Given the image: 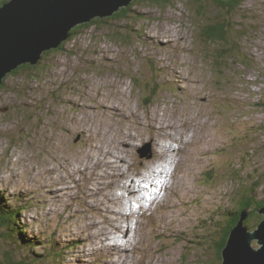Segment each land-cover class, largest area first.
Listing matches in <instances>:
<instances>
[{"label":"rangeland","instance_id":"1","mask_svg":"<svg viewBox=\"0 0 264 264\" xmlns=\"http://www.w3.org/2000/svg\"><path fill=\"white\" fill-rule=\"evenodd\" d=\"M129 8L0 86V200L19 210L21 228L39 239L35 250L56 248L42 264H210L225 211L249 187L264 199V0L233 11L237 47L223 58V44L202 34L226 12L217 1ZM114 100L129 120L112 112ZM100 106L112 111L84 115ZM154 116L164 119L157 127ZM89 129L100 151L118 146L120 158L92 161ZM145 144L154 155L139 151ZM161 149L170 150L165 159ZM50 177L69 178L55 198V185H42ZM2 232L0 264L9 244Z\"/></svg>","mask_w":264,"mask_h":264},{"label":"water","instance_id":"2","mask_svg":"<svg viewBox=\"0 0 264 264\" xmlns=\"http://www.w3.org/2000/svg\"><path fill=\"white\" fill-rule=\"evenodd\" d=\"M133 1L6 0L0 5V84L20 65H35L45 51L59 47L75 26L111 16ZM259 212L264 214V206ZM247 216L244 208L222 251V264H264V218L251 229Z\"/></svg>","mask_w":264,"mask_h":264},{"label":"trees","instance_id":"3","mask_svg":"<svg viewBox=\"0 0 264 264\" xmlns=\"http://www.w3.org/2000/svg\"><path fill=\"white\" fill-rule=\"evenodd\" d=\"M6 0H1L0 5L4 4ZM156 2H165L168 0H154ZM197 2H201V0H196ZM219 3L222 7L225 8L226 12L221 14L217 19L212 22L206 24V26L202 30L203 37L206 40H210L211 42H219L222 43L224 47L221 48L219 53V57L223 58L230 54L232 50H235L237 44L232 41V32H233V22H232V14L233 11H236L240 6L243 0H214ZM132 3V2H131ZM131 3L129 5H131ZM129 5L126 7H122L119 11L115 12L111 16L106 17H96L91 21L83 24H79L75 26L71 30V35L67 39L73 38V36L77 35L79 30L83 27L93 25L97 22H108L111 18H120L122 15H125L128 10H130ZM202 6V4H201ZM200 11V10H198ZM66 41H63L59 47L56 49H61ZM205 43H207L204 40ZM226 46V48H225ZM52 50L45 51L42 58L49 54ZM41 61V60H40ZM39 61V62H40ZM38 62V63H39ZM37 67L36 65L25 63L20 65L18 68L14 69L11 73H8L6 77L9 75H14L25 70H31ZM3 84H0L2 86ZM255 189L249 187L245 190L244 196L240 198L238 201L236 208H231L225 211V223L222 224L218 222L219 227L218 233L220 234V239H216L212 242L215 246V259L211 261L210 264H222L223 255L222 251L227 243L228 237L232 228L237 224L242 210L245 208L248 211V216L245 219L246 224L252 229V226L258 225V223L264 218V216L259 212V208L264 206V199L260 200L257 198L255 194ZM22 209V208H21ZM19 210L15 209V207H4L2 206V200H0V228L3 229L2 232L3 237L5 235V239L9 241L8 248H6V252H4V261L2 264H42L44 259L48 260L52 255L57 258L59 253L56 251V248H53L52 251L48 253H41L35 250L36 241H39L37 237H30L24 228H21V222L18 221ZM224 221V220H223ZM220 230V231H219ZM50 247V245H48ZM52 248V247H51ZM20 253L23 257L17 259V254ZM44 254V255H43Z\"/></svg>","mask_w":264,"mask_h":264},{"label":"bare ground","instance_id":"4","mask_svg":"<svg viewBox=\"0 0 264 264\" xmlns=\"http://www.w3.org/2000/svg\"><path fill=\"white\" fill-rule=\"evenodd\" d=\"M165 32H169V31H171V33H170V36H173L174 34H175V32H177V30H175V29H172V30H170V29H167V30H164ZM164 32V33H165ZM161 34V33H160ZM166 35V34H165ZM168 36V35H167ZM169 36V37H170ZM181 74V73H180ZM86 78H87V76H86ZM103 79H101V80H99L98 82L99 83H101V81H102ZM188 80V79H187ZM88 81V80H87ZM97 82V81H96ZM96 82H95V84H96ZM98 83V84H99ZM88 84V83H87ZM118 85V84H117ZM123 88V87H122ZM121 88V89H122ZM192 88H193V86H192ZM120 90V89H119ZM85 93L86 94H88V95H90V94H92V92L94 91V89H91V87L90 86H85ZM192 91H193V89H192ZM101 91H99L98 90V95L100 94V95H103V92H101ZM118 92H120V91H118ZM119 97V96H118ZM121 100V99H120ZM115 104H118V106L120 107V108H118V109H116V110H114V111H112V110H110V109H108V108H104L103 106H100V107H98V108H96L94 111H85L84 112V115L85 116H93V115H95L94 113H97V112H99L98 110L99 109H102L103 111H106V112H108V111H112L117 117H120V118H123L124 120H129V116L126 114V113H128L116 100H114L113 101V103H112V106H115ZM129 105V104H128ZM128 108V107H127ZM132 108V105L130 106V109ZM133 109V108H132ZM196 109V108H195ZM128 110V109H127ZM183 111V110H182ZM194 113V112H193ZM110 115V114H109ZM133 116L134 117H136V114L135 113H133ZM176 116V115H175ZM178 116V115H177ZM105 118V117H104ZM202 118V117H201ZM169 119V118H168ZM177 119V118H176ZM103 120V119H102ZM124 120L122 121V124L124 123ZM141 120V119H140ZM164 119L163 118H161V120H156V116H154L150 121H152V123L157 127V123H161L162 121H163ZM174 120V119H173ZM85 120H84V118L83 117H81V120H80V123L81 124H86L85 122H84ZM91 121V120H90ZM175 121V120H174ZM185 121V120H184ZM141 125H143V123L140 121L139 122ZM150 123V122H149ZM151 123V125H153ZM127 124V123H126ZM189 124V123H188ZM191 124V123H190ZM167 126H170V124H167ZM181 126V125H180ZM92 127V126H91ZM171 127V126H170ZM185 127V126H184ZM167 128V127H166ZM182 128V127H181ZM189 129V128H188ZM95 130V129H94ZM94 130H92V129H89V131H90V134H89V139H90V141H92L91 142V144L89 145L90 147H92L93 149H97V151L93 154V155H91V154H89V153H86L87 154V156L93 161V160H96V159H98L99 157H100V155L103 157L102 159H101V164L102 163H104L106 160H112V161H114V159H116V158H120V156L122 155L121 154V149H120V147H118V146H114L115 147V149H112V150H110V151H107V153L106 152H104V151H100L99 150V147H100V143L99 142H97L96 141V138L95 137H97L100 141H101V138H100V135L97 133V135L94 137V134H93V132H94ZM192 130H194V129H192ZM121 131L123 132L124 130H123V127H122V129H121ZM163 131V130H162ZM170 131V130H169ZM183 131V130H182ZM161 132V131H160ZM164 132V131H163ZM129 133H132V132H129ZM158 133V132H157ZM194 133V132H193ZM166 134V133H165ZM119 137V140H118V142H119V144H120V142H122V140H123V138H122V136L121 135H119L118 136ZM207 138V137H206ZM154 141H156V143H157V145L158 144H161L159 147H162L163 145H165V146H167L168 145V142H158V140H157V138L155 137V136H153V138H152ZM203 139V138H202ZM116 145V144H115ZM157 145H156V147H157ZM113 147V148H114ZM107 150V149H106ZM161 153L159 154V158H163L164 157V159H165V155L167 154V153H169L170 152V150H167L166 151V153H165V151H163L162 149H161V151H160ZM85 154V155H86ZM121 154V155H120ZM170 154V153H169ZM52 155V154H51ZM84 155V156H85ZM86 157V156H85ZM84 158V157H83ZM158 158V157H157ZM47 159V158H46ZM88 159V158H87ZM51 161V160H50ZM49 161V162H50ZM59 161V160H58ZM86 161V160H85ZM90 161V160H89ZM116 161V160H115ZM47 162V161H46ZM65 162V161H64ZM70 162V161H69ZM98 162V161H97ZM107 162H109V161H107ZM62 163V162H61ZM88 164V163H87ZM69 165V164H68ZM58 167V166H57ZM57 167L56 168H54V167H52L51 166V168H48L47 170H46V172H48V173H51L52 171H54L55 170V173L57 172ZM80 167V166H79ZM84 167V166H83ZM62 168H66V170L71 174V172L73 171V168H75V167H73L72 166V164H70V166L69 167H66V165L64 164V165H62ZM54 169V170H53ZM78 169V168H77ZM82 169V168H81ZM93 169V168H92ZM61 170V169H60ZM58 171H59V169H58ZM80 171V170H79ZM86 171V170H85ZM95 172V171H94ZM76 173V172H75ZM49 175V174H48ZM58 176V175H57ZM60 176V175H59ZM70 177V176H69ZM41 178V177H40ZM37 179V178H36ZM69 179V178H68ZM68 179H60V178H55V180H54V177H50L48 180H44V181H42V185L43 186H47V187H53L52 185H55L54 187H56L54 190L52 189V193L51 194H53L54 195V197L53 198H55V197H58L59 196V191H58V189H57V187H61V189L62 190H66V188H68V186H67V181H68ZM59 182H62V183H64V184H62V186L61 185H59L58 183ZM36 183H39V184H41L40 182H36ZM130 183V182H129ZM131 184V183H130ZM122 185V184H121ZM173 186V185H172ZM32 191V190H31ZM120 194V193H119ZM85 195V194H84ZM116 198H118V197H116ZM58 200V199H57ZM127 202V201H126ZM121 204H122V202H120ZM128 203V202H127ZM114 241V240H113ZM120 241V240H119ZM116 242V241H115ZM118 245H120V244H118ZM121 246V245H120ZM118 258V257H117ZM111 261V260H110ZM127 260L126 259H124L123 260V263L124 262H126ZM114 264H118V263H114ZM120 264V263H119ZM122 264V263H121Z\"/></svg>","mask_w":264,"mask_h":264}]
</instances>
